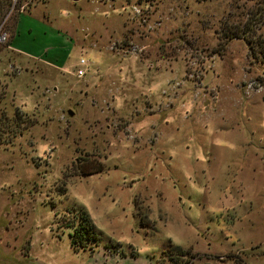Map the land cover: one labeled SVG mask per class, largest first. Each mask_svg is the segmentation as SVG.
<instances>
[{
    "label": "rangeland",
    "instance_id": "rangeland-1",
    "mask_svg": "<svg viewBox=\"0 0 264 264\" xmlns=\"http://www.w3.org/2000/svg\"><path fill=\"white\" fill-rule=\"evenodd\" d=\"M22 3L0 26V264H264V5ZM253 18L249 43L222 35ZM81 211L95 239L70 245Z\"/></svg>",
    "mask_w": 264,
    "mask_h": 264
},
{
    "label": "trees",
    "instance_id": "trees-1",
    "mask_svg": "<svg viewBox=\"0 0 264 264\" xmlns=\"http://www.w3.org/2000/svg\"><path fill=\"white\" fill-rule=\"evenodd\" d=\"M253 2L258 3L259 5H264V0H253ZM22 4H23L22 0H0V26L4 24L3 22L6 16L9 13H12L13 11H17V9L21 7ZM256 26H257V21L254 18L252 21V25L248 24L245 26V28L236 27V29H233L234 27L228 24V26L224 27V30L222 31V35L224 36L225 39L230 38V37H241L246 43H249L248 35L252 33L251 31L253 27H256ZM247 30L249 31L247 32ZM260 42L262 41L260 40ZM248 47H249V44H248ZM263 68H264V62H263ZM89 172H83V174L89 173ZM77 218H78L77 220L78 226L76 228L77 231L73 229L68 234L70 245L74 243H80L83 240H94L95 239L94 238L95 235L91 230L90 222L88 221L86 214L83 211H81L77 215ZM174 248L177 251H180V248L178 246H175Z\"/></svg>",
    "mask_w": 264,
    "mask_h": 264
},
{
    "label": "built area",
    "instance_id": "built-area-1",
    "mask_svg": "<svg viewBox=\"0 0 264 264\" xmlns=\"http://www.w3.org/2000/svg\"><path fill=\"white\" fill-rule=\"evenodd\" d=\"M78 63H79L80 65H83V64H85L86 62H85L82 58H78ZM82 73H83L82 69H80V68H76V69H75L74 74H75L76 76L82 75Z\"/></svg>",
    "mask_w": 264,
    "mask_h": 264
},
{
    "label": "water",
    "instance_id": "water-1",
    "mask_svg": "<svg viewBox=\"0 0 264 264\" xmlns=\"http://www.w3.org/2000/svg\"><path fill=\"white\" fill-rule=\"evenodd\" d=\"M67 113H68V114H70V111H69V110H67Z\"/></svg>",
    "mask_w": 264,
    "mask_h": 264
}]
</instances>
